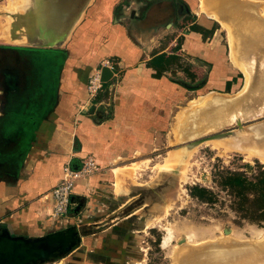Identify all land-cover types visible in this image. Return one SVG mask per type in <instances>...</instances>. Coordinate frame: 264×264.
<instances>
[{
    "label": "rangeland",
    "instance_id": "obj_1",
    "mask_svg": "<svg viewBox=\"0 0 264 264\" xmlns=\"http://www.w3.org/2000/svg\"><path fill=\"white\" fill-rule=\"evenodd\" d=\"M17 1L0 0V44L9 43L6 33L12 20L8 13L14 11ZM181 1L187 10L176 8ZM152 2L164 7L148 9L146 14L141 11L144 0H121L119 13L129 12L124 6L132 3L136 16L145 14L144 28H138L149 37L145 44L152 42L151 54L162 53L172 59V68L164 77L170 83V97L172 91L178 95L169 101L168 126L143 155L117 164L120 167L114 168L115 173L109 171L113 166L102 169L96 163L98 170L76 182L75 190L87 181L78 193L84 196L83 208L67 223L56 224L46 234L68 225L76 226L81 235L92 230L91 234L82 237L69 254L43 264H179L178 257L184 248L178 242L183 238L196 244L210 239L226 243L244 238L254 242L256 231L264 229V225L258 227L246 221L238 224L229 207L231 197L218 185L222 172H243L250 177L259 168L264 169L261 159L227 151L210 142L198 146L184 165L176 168L181 153L175 150L184 145L183 140L179 141L180 117L215 94L236 95L245 84L246 75L233 53L231 29L219 21L207 0ZM164 13L165 18L159 21ZM215 22L218 28L210 37L192 30L193 25L210 30ZM139 23L134 22L131 29ZM227 79L229 91L225 90ZM84 160H80L79 166ZM195 185L214 192L217 201L213 205L196 201L189 192ZM105 221L106 225L96 228ZM225 230L230 234L225 235Z\"/></svg>",
    "mask_w": 264,
    "mask_h": 264
},
{
    "label": "crops",
    "instance_id": "obj_2",
    "mask_svg": "<svg viewBox=\"0 0 264 264\" xmlns=\"http://www.w3.org/2000/svg\"><path fill=\"white\" fill-rule=\"evenodd\" d=\"M120 1L92 2L60 54L53 95L36 102V113L0 110V227L12 235L43 236L80 213L85 199L78 193L87 181L73 190L70 212L51 217V191L66 164L78 168L81 159L92 158L102 169L113 166L109 171L115 173L117 164L143 155L168 126L169 101L178 95L172 91L170 97L164 77L171 64H151L162 53L151 54L152 42L145 44L149 37L138 31L146 15L136 16L132 3L124 6L129 12L119 13ZM144 2L146 14L163 6ZM106 60H111L113 77L90 99L87 79ZM99 105L105 110L94 119ZM79 203L78 214L72 213Z\"/></svg>",
    "mask_w": 264,
    "mask_h": 264
},
{
    "label": "water",
    "instance_id": "obj_3",
    "mask_svg": "<svg viewBox=\"0 0 264 264\" xmlns=\"http://www.w3.org/2000/svg\"><path fill=\"white\" fill-rule=\"evenodd\" d=\"M93 1L19 0L14 11L7 15L12 20L8 38L20 45L36 47V50L65 53L67 42ZM218 4L217 7L224 8L218 10L219 15L233 28L236 56L247 69L249 82L244 92L227 102L197 111L207 120L208 116L213 115H221L222 119L215 127L206 126L202 129L200 136L183 140L181 149L186 151L208 140L233 138L236 133L246 135L244 128L249 126H256V129L260 128L264 132V17L254 8L238 4L235 0H225ZM112 77L113 71L110 68H101L100 81L103 84L111 81ZM104 110V106L99 105L93 118L99 119L97 114ZM74 198L70 195L67 212H70ZM80 206L79 203L74 207L72 213L78 214ZM106 222L96 227H102ZM224 234L228 235L230 231L225 230ZM84 236L72 225L38 237L13 236L7 229H3L0 237V264H43L62 258L74 250ZM185 243L186 239L183 238L178 245ZM196 253L200 258L195 264H264V243L251 246L213 243L197 249ZM204 253H209L208 257H204Z\"/></svg>",
    "mask_w": 264,
    "mask_h": 264
},
{
    "label": "bare ground",
    "instance_id": "obj_4",
    "mask_svg": "<svg viewBox=\"0 0 264 264\" xmlns=\"http://www.w3.org/2000/svg\"><path fill=\"white\" fill-rule=\"evenodd\" d=\"M18 1L14 4V9L18 5L19 3ZM223 1L225 0H207V6H209L210 10L217 15L221 23L226 24L231 29L232 36L231 34L229 35L230 37H232L231 44L233 47V53H234V56L237 62L239 63V66L241 67L242 71L245 73L246 78H247V79L245 78V84L243 86V89L240 92H237L236 93L237 95V94L244 92V90L247 88L248 82H249L248 81L249 75H248L247 69L238 61V58L236 56V52H235L236 40L233 35V28L231 27L229 23H227L224 20V18H222L219 15L218 10H224V8L223 6L217 7V5H219L218 3H223ZM235 1L238 2V4L247 6L248 8H251V9L254 8L261 17H264V0H235ZM8 31H9V27H8ZM8 31L6 33L7 37H9ZM8 41H9V38H8ZM236 95L218 93V94L208 97L203 102H201L199 105L195 106L193 109L187 110V112L184 115H182V117H180L181 126L179 129V136H180L179 141L187 140V138L195 137L196 135L200 136V133L203 131L202 129H204L206 126L211 128L213 126L215 127L218 123L220 124V121L222 119L221 115L208 116V120H207L206 117L204 118L203 115L202 114L200 115V112H197V111L200 109L205 110L211 105L223 104L227 102L230 98ZM244 130L246 131V135H240L236 133L235 137L233 138L229 137V138H224V139L208 140L202 143L201 145L211 142L210 143L211 145L215 147L220 146L221 148H224L227 151H233V152L246 154V155L250 154L253 157L257 158L259 161L261 159V161L264 163V132H261L260 128L256 129V126L245 127ZM197 148L198 146L191 149V151H186L184 149L175 150V152L181 153V159L179 163L177 164L178 166L176 168H180V166L184 165L189 155L192 154L193 151L196 150ZM256 232L257 234L253 237L254 242H247V241L242 240L244 238L242 239L239 238V240L237 241L232 240L233 242H226V243H223V242L221 243V241H219L218 239H210V240H205V241L203 240V241L198 242L197 244L194 242L187 243V240H186V243L184 245H179L181 248H184V249H182L178 257V262L179 264H191V263L195 264L197 260L200 258L199 255L196 253V250L203 248L204 246H207V245L209 246L213 243L223 244L225 246L231 245V244L232 245L240 244L242 246L263 244L264 243V229L256 231ZM208 254L209 253L205 254L204 257L207 256Z\"/></svg>",
    "mask_w": 264,
    "mask_h": 264
},
{
    "label": "flooded vegetation",
    "instance_id": "obj_5",
    "mask_svg": "<svg viewBox=\"0 0 264 264\" xmlns=\"http://www.w3.org/2000/svg\"><path fill=\"white\" fill-rule=\"evenodd\" d=\"M176 8L187 10L182 1ZM60 54L36 50V47L20 45L11 40L0 44V110L5 114L20 111L31 115L36 113V102L54 93L57 69L62 63ZM3 229L0 227V237ZM91 231H85L84 235L91 234Z\"/></svg>",
    "mask_w": 264,
    "mask_h": 264
},
{
    "label": "trees",
    "instance_id": "obj_6",
    "mask_svg": "<svg viewBox=\"0 0 264 264\" xmlns=\"http://www.w3.org/2000/svg\"><path fill=\"white\" fill-rule=\"evenodd\" d=\"M217 28L216 22L210 30L196 25L192 26L193 31L206 37H210ZM155 63L158 64V68H163V64L170 65L172 59L161 55L158 58H153L151 64ZM229 86L230 82H227L226 91H229ZM219 178L218 185L231 197L229 207L237 216V223L246 221L262 227L264 225V169L259 168L250 177H247L243 172L226 171L220 173ZM189 192L190 196L199 203L213 205L217 201V195L214 192L198 185L193 186ZM159 240L158 237L157 244H159Z\"/></svg>",
    "mask_w": 264,
    "mask_h": 264
},
{
    "label": "built area",
    "instance_id": "obj_7",
    "mask_svg": "<svg viewBox=\"0 0 264 264\" xmlns=\"http://www.w3.org/2000/svg\"><path fill=\"white\" fill-rule=\"evenodd\" d=\"M102 67H108L113 70L112 64L108 60L101 63L100 66L94 70L86 86V93L90 99H94L103 87V83L100 81ZM96 170H98L97 164L92 158H86L76 170L69 164L64 166L61 182L51 191L53 202L51 212L52 218H63L67 215L69 197L73 193L76 182Z\"/></svg>",
    "mask_w": 264,
    "mask_h": 264
}]
</instances>
